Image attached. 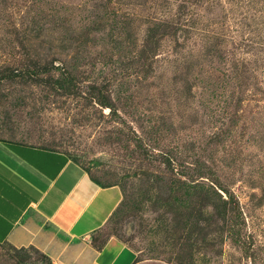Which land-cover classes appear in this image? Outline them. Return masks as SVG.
<instances>
[{
  "label": "rangeland",
  "instance_id": "rangeland-1",
  "mask_svg": "<svg viewBox=\"0 0 264 264\" xmlns=\"http://www.w3.org/2000/svg\"><path fill=\"white\" fill-rule=\"evenodd\" d=\"M0 140L118 186L136 264H264V0H0Z\"/></svg>",
  "mask_w": 264,
  "mask_h": 264
},
{
  "label": "crops",
  "instance_id": "crops-1",
  "mask_svg": "<svg viewBox=\"0 0 264 264\" xmlns=\"http://www.w3.org/2000/svg\"><path fill=\"white\" fill-rule=\"evenodd\" d=\"M122 201L68 154L0 140V245L36 249L51 264H136L108 230Z\"/></svg>",
  "mask_w": 264,
  "mask_h": 264
},
{
  "label": "trees",
  "instance_id": "trees-1",
  "mask_svg": "<svg viewBox=\"0 0 264 264\" xmlns=\"http://www.w3.org/2000/svg\"><path fill=\"white\" fill-rule=\"evenodd\" d=\"M231 200V199H230ZM233 201V200H232ZM236 206H237V208H238V205L236 204V202L234 203ZM225 205L227 206V205H229V202H225Z\"/></svg>",
  "mask_w": 264,
  "mask_h": 264
}]
</instances>
